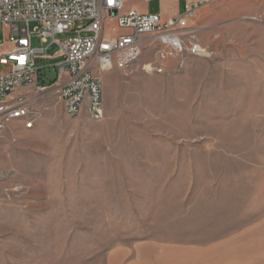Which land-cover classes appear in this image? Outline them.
<instances>
[{
	"label": "rangeland",
	"instance_id": "374dc122",
	"mask_svg": "<svg viewBox=\"0 0 264 264\" xmlns=\"http://www.w3.org/2000/svg\"><path fill=\"white\" fill-rule=\"evenodd\" d=\"M196 20L208 58L174 57L158 74L151 49L97 73L101 121L70 119L53 87L29 93L34 126L0 131V264H107L148 242L196 258L245 233L264 264V22L249 43L244 27L198 33ZM59 62L40 60L42 77Z\"/></svg>",
	"mask_w": 264,
	"mask_h": 264
},
{
	"label": "built area",
	"instance_id": "2783aa9c",
	"mask_svg": "<svg viewBox=\"0 0 264 264\" xmlns=\"http://www.w3.org/2000/svg\"><path fill=\"white\" fill-rule=\"evenodd\" d=\"M126 1L0 0L1 132L14 122L26 129L34 126L31 91L45 94L53 87L70 119L86 113L101 121L105 100L98 72L128 70L151 49L157 51L159 64L149 67L158 74L164 72L168 59L211 55L189 26L197 5H188L183 15L164 20L159 14L127 10ZM78 23L82 25L75 29ZM73 31L72 38L57 40ZM35 37L43 45L35 46ZM53 46L58 49L50 55ZM40 60H60L53 86L41 84Z\"/></svg>",
	"mask_w": 264,
	"mask_h": 264
},
{
	"label": "crops",
	"instance_id": "0c3cea01",
	"mask_svg": "<svg viewBox=\"0 0 264 264\" xmlns=\"http://www.w3.org/2000/svg\"><path fill=\"white\" fill-rule=\"evenodd\" d=\"M126 3L127 10H136L145 15L159 14L164 20L183 15L186 11L185 7L188 5H197L194 15L197 18L198 33H204L210 28L214 32L218 26H225L224 28L228 30L240 26L244 27L245 39L248 38L249 43L252 39L253 26L257 27L253 21H257V18L261 17L264 22V11L253 14L252 10L254 5H264V0H127ZM217 20L226 21L223 22L224 24L217 25ZM252 243V235L237 234L221 244L204 248L197 252L195 258L192 255L190 257L188 250L179 247L172 249L166 247L165 244L148 242L145 245L118 249L112 252L106 263L221 264V261H224L228 264H252L254 248ZM226 256L228 260H226Z\"/></svg>",
	"mask_w": 264,
	"mask_h": 264
},
{
	"label": "trees",
	"instance_id": "16d2710c",
	"mask_svg": "<svg viewBox=\"0 0 264 264\" xmlns=\"http://www.w3.org/2000/svg\"><path fill=\"white\" fill-rule=\"evenodd\" d=\"M40 80L42 85L49 87L53 86L57 82V77L52 80H46V78L42 77Z\"/></svg>",
	"mask_w": 264,
	"mask_h": 264
},
{
	"label": "bare ground",
	"instance_id": "6f19581e",
	"mask_svg": "<svg viewBox=\"0 0 264 264\" xmlns=\"http://www.w3.org/2000/svg\"><path fill=\"white\" fill-rule=\"evenodd\" d=\"M148 69H150V67H147Z\"/></svg>",
	"mask_w": 264,
	"mask_h": 264
}]
</instances>
